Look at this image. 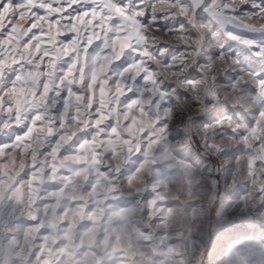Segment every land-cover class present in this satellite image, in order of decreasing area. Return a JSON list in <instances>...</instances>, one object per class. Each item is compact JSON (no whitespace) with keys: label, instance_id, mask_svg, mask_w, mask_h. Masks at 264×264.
<instances>
[{"label":"clouds","instance_id":"clouds-1","mask_svg":"<svg viewBox=\"0 0 264 264\" xmlns=\"http://www.w3.org/2000/svg\"><path fill=\"white\" fill-rule=\"evenodd\" d=\"M0 264H264V0H0Z\"/></svg>","mask_w":264,"mask_h":264},{"label":"snow or ice","instance_id":"snow-or-ice-1","mask_svg":"<svg viewBox=\"0 0 264 264\" xmlns=\"http://www.w3.org/2000/svg\"><path fill=\"white\" fill-rule=\"evenodd\" d=\"M31 2H32V0H28V3H31ZM73 3H75V0H73ZM115 11H116V12H119L120 9H119V8H116ZM89 15H91L93 18H95L97 14H96L95 12H92V13H89V12H83V13H81V15H80L77 19H78L81 23H83L85 17H88ZM88 22L91 23V21H88Z\"/></svg>","mask_w":264,"mask_h":264}]
</instances>
